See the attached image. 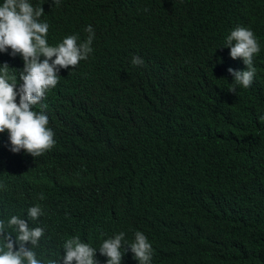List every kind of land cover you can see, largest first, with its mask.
Segmentation results:
<instances>
[{"label":"trees","instance_id":"trees-1","mask_svg":"<svg viewBox=\"0 0 264 264\" xmlns=\"http://www.w3.org/2000/svg\"><path fill=\"white\" fill-rule=\"evenodd\" d=\"M29 3L44 10L49 46L68 35L84 41L88 25L95 32L88 59L60 70L54 147L13 154L0 136V213L19 215L41 195L54 204L35 225L46 231L37 259L59 261L73 237L98 250L143 230L157 264H264V51L256 86L236 95L221 51L241 26L264 43V0ZM124 3L135 23L126 32L144 40L129 107L113 102L105 54L116 29L108 7ZM7 56L23 67L21 56Z\"/></svg>","mask_w":264,"mask_h":264},{"label":"clouds","instance_id":"clouds-1","mask_svg":"<svg viewBox=\"0 0 264 264\" xmlns=\"http://www.w3.org/2000/svg\"><path fill=\"white\" fill-rule=\"evenodd\" d=\"M59 2L52 0L53 4ZM108 8L111 22L116 23V29L106 38L105 51L114 86L113 102L129 107L143 69L144 40L126 32L135 26L127 3ZM42 15L43 8L34 7L29 0H3L0 4V136L9 143L10 152L19 154L23 150L33 158L55 145V133L48 126L55 129L52 116L59 103L53 97L58 93L60 70L77 67L95 48L91 25L85 28L88 35L84 41L78 35H68L57 46H49V24L40 21ZM201 41L199 36L190 41L194 53L199 52ZM221 51L227 62V74L233 78L229 94L236 95L239 87L254 89L264 51L260 35L249 28L237 27L226 37ZM7 54L21 56L23 67L16 69ZM131 115L150 117L140 115L135 108ZM43 198L41 195V200L19 215L0 213V264H43L37 258L41 256L46 231L35 225L41 223L46 208H54L51 200ZM63 250L64 256L59 261L49 260L48 264H157L156 245L143 230L135 232L134 239L125 238L123 232L116 234L105 239L98 250L73 237L65 241Z\"/></svg>","mask_w":264,"mask_h":264},{"label":"rangeland","instance_id":"rangeland-1","mask_svg":"<svg viewBox=\"0 0 264 264\" xmlns=\"http://www.w3.org/2000/svg\"><path fill=\"white\" fill-rule=\"evenodd\" d=\"M264 226V223L260 224V229ZM264 232V230H262Z\"/></svg>","mask_w":264,"mask_h":264}]
</instances>
